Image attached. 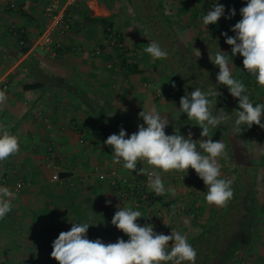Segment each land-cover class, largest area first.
<instances>
[{"label":"crops","instance_id":"crops-1","mask_svg":"<svg viewBox=\"0 0 264 264\" xmlns=\"http://www.w3.org/2000/svg\"><path fill=\"white\" fill-rule=\"evenodd\" d=\"M122 1L133 5L130 0ZM224 1L230 0H142L147 11V26L157 27L165 18L169 19L170 24L166 23L168 27H179L186 37L189 36V30L196 29V36H189L185 40L205 46L202 56L206 57L203 61H210L209 56L214 58L220 50L231 55V46L225 43L226 37L222 33L234 36L231 28L237 22L230 20L228 28L224 29L217 27L219 22L205 26L202 20L215 3ZM232 1L245 3L246 0ZM107 3V0H77L67 5L66 0H61L68 27L65 33L59 30L63 25L57 28L52 42L42 45L38 40L48 23L44 13L45 0H0V84L5 82L9 85L4 90L8 99L0 106V124L18 136L20 142L19 152L0 162V175L12 166L16 170L12 180L20 178L27 183L24 190L12 200L13 208L9 217L0 222V244L12 264H58L50 255L52 243L62 231L70 230L72 223H90L92 226L87 236L92 240L99 238L104 243H115L119 238L125 241L129 239L111 224L112 217L117 206H144L121 204L114 189L106 181L98 179L94 169L95 165H100L102 169L113 167L119 168L122 173H132L123 169L122 163L115 166L116 163L107 160L112 156V151L106 149L108 146L104 141L109 135L118 134L119 128L114 125L124 128L131 135L134 131L129 122L135 123L143 108L147 111L154 106L169 121L165 129L167 134L174 133L171 129H175L185 137L191 133L193 140L205 139L201 138L200 130H195L198 126L186 125L182 117L177 115L180 111L178 94L170 92L169 87L166 90L161 78L155 73L145 76L141 72L127 73L120 70V74L110 76L109 80L100 74L98 67L104 63L101 58L108 52L107 45L104 40L92 43L89 36L96 29H105V22L98 18L103 17L115 25L108 18L114 11ZM122 9L126 15V7ZM225 17L222 16L220 20ZM99 23L104 25L100 26ZM117 31L124 36L120 30ZM21 35L24 44L19 43ZM101 45L105 48L103 52L100 51L101 55H92L96 49L101 50ZM23 47H28V51L22 53ZM232 59L233 77L245 84L250 101L254 105L264 104V87L243 69V57L237 54ZM215 71L211 77H217L219 69ZM35 82L39 84L37 88H24L25 84ZM214 84L221 93L217 98L216 110L224 108L231 114L238 107V99L230 95L227 86L212 82V86ZM108 88L117 90L110 97L112 101L107 96ZM96 92L99 101L105 99L113 102L110 112L97 111V104H93ZM38 110L50 117L51 127L36 117L35 112ZM261 123L264 124V118ZM242 127L240 135L234 134L232 128L222 129L219 141L226 145L227 155L233 158H238L237 149L244 153L246 161L233 160L230 165L237 185L241 181L244 184V178L249 183V175L254 173L251 184L258 185L259 191L256 204L260 222L257 241L263 242L264 128H256L260 129L257 140L260 145H256L258 152H254L251 143V136L254 135L248 134L249 128L246 130V126ZM216 129L210 130L211 138ZM80 138L85 141L79 142ZM249 148L253 150L255 162L249 158ZM223 160L224 157L218 158L221 172L222 167L228 165ZM141 167L143 165H137L138 169ZM253 168L256 170L253 171ZM54 174H58V178L53 179ZM161 175L166 188L165 200L170 206L176 207L171 203L175 202L173 198L176 194L173 191H176V185H188L187 193L189 185L205 186L191 168L187 173L171 171ZM185 204H180L185 207L183 211L189 210L187 205L192 204V208L198 211L194 216L199 218V210L203 205L194 200Z\"/></svg>","mask_w":264,"mask_h":264},{"label":"clouds","instance_id":"clouds-1","mask_svg":"<svg viewBox=\"0 0 264 264\" xmlns=\"http://www.w3.org/2000/svg\"><path fill=\"white\" fill-rule=\"evenodd\" d=\"M225 13L223 4L215 3L203 16V24H216ZM236 15L229 10L226 19ZM241 19L231 31L234 36L222 33L225 43L231 46V55L218 51L211 63L218 66L217 84L227 86L233 98L238 99V107L231 114L224 108L216 110L217 98L221 93L215 85L207 90L195 88L180 99V110L188 120L202 129L200 136L205 139L193 140L174 129L172 135L165 132L169 121L153 106L138 114L143 124L131 135L121 128L119 134H111L104 143L112 149L113 162L122 163V168L137 175L147 177V187L157 196L166 193L161 173L179 171L187 173L191 168L207 188L204 199L208 205L226 207L233 198V181L221 178V165L218 158H227L226 145L210 137V130L233 120L232 132L240 135L243 128L254 124L264 128V104H253L246 94L245 84L233 77V57H243V69L253 75L256 82L264 87V0H246L240 9ZM144 52L153 59H166L167 51L157 41H151ZM174 86V85H173ZM8 97L0 90V106ZM126 111V109H125ZM20 150L18 136L8 127L0 124V162L17 154ZM141 164L143 167L137 168ZM146 165V166H144ZM15 193L8 186H0V220L12 211ZM110 203V201L108 202ZM51 211V210H50ZM144 217L131 206L118 207L111 224L129 237L119 238L115 243H104L101 239H89L88 222L72 223L70 230L62 231L52 243L51 258L58 264H195L197 252L185 235L172 230L171 235L157 233L154 225L140 226L137 220ZM171 242V244H170Z\"/></svg>","mask_w":264,"mask_h":264},{"label":"rangeland","instance_id":"rangeland-1","mask_svg":"<svg viewBox=\"0 0 264 264\" xmlns=\"http://www.w3.org/2000/svg\"><path fill=\"white\" fill-rule=\"evenodd\" d=\"M107 1H108L107 5L110 7V9L112 8V11H114L113 12L114 14L112 13L108 17L114 21L115 25L113 26V29L120 30L122 33H124L125 41L121 43L123 49L121 50V52L124 53V55L127 57L129 61L136 62L138 64L139 69L141 70V73L143 75L150 76L152 73H155V75H158L161 78V82H162L161 84H163L164 88H166L167 90V87H169L168 90L170 92L174 94L176 92L178 94L177 97L179 96V99H181V97L185 96L187 93L193 91L195 88H201L202 90H207L209 87L212 86V82L213 83L217 82L216 78L214 76L211 77V75L213 71L214 73H216L215 70L219 69L218 66H215L213 63H211V61H203L206 57V56H202L205 51V46H200L199 43L195 44L193 40H188V39L185 40L189 36L195 37L197 33L196 29L189 30L188 31L189 36L186 37L185 32L179 29V27H177V29H175L174 27L169 28L167 24L164 23V21H161V24H159L157 27L155 25H152V27L147 26L146 25L147 11L143 7L145 3H143L142 0H130L131 3H133V5L130 4L129 2H123L122 0H111V1L107 0ZM221 4L225 6L224 15L226 17L229 15L230 9H235L236 11V15L233 16L231 19L222 18L220 21H218L219 23H217V27L226 29L228 28L229 25L228 22L230 20L234 22H238L242 18L240 15V9L246 6V1L245 3H240L238 1L230 0V1H224ZM123 6H125L126 11H128L126 15L123 14V9H122ZM135 16H137V18L139 19L137 20ZM99 24L100 26L104 25L103 23H99ZM119 25L121 27H119ZM143 25L144 27H142ZM106 35L107 33L104 29H96L92 35L90 34L89 38L91 39L92 43L96 41L98 42L104 40L106 42L105 44L107 45V50L114 53L113 60L106 61L102 65L100 64L98 67V70L101 72L100 74L103 75V78L105 80H109L110 76L120 74V70H123L122 69L123 67L120 66L119 56L115 53L116 50L109 43V39L107 40L108 37H106ZM153 40L157 41L160 44L161 48L167 51L168 56L166 59H153L149 54L144 52V48L147 47L148 44ZM206 81L207 83L204 84ZM108 92H107V96L109 97L108 99L112 101L110 97H112L113 93L114 94L117 93V90L116 89L110 90L108 88ZM119 93H121V90L119 91ZM98 99H99V95L96 92L95 101H93V104L94 106H96L97 104L98 112L108 113L112 110L111 104L113 102L106 101L105 99H103L104 101H99ZM177 115L182 117L183 120L182 119L181 120L186 125L195 126L193 125L194 124L193 121L188 120L186 113H182L180 110ZM234 119L235 117H233V120L229 121L228 124L224 125L222 128L231 129L232 125L230 124H233ZM140 124H143V120L139 117L138 119H136L135 123L129 122V126L132 127V131L134 132L138 130V125ZM114 127L119 128V131L122 128L116 125H114ZM256 128L261 129V127L254 125L252 126L251 129L249 128L248 130L249 131L248 134L254 135L251 136L252 137L251 143L253 146L252 149H254V152L255 150L257 151L258 149L257 146L260 145L259 141H257L259 138L258 136L260 135L259 133L260 129L256 130ZM171 130L174 131V129ZM192 130L194 131V129ZM195 130L202 131V129L200 128ZM172 134L173 133L170 132L168 135H172ZM77 147L82 149L81 146L77 145ZM106 149L112 151L110 146H108ZM252 149L249 148L250 151L249 158L250 160L252 159L255 162V157L253 155ZM235 152L236 154H238V158H233L230 155H227V158H224L223 161L227 162L228 165L222 167L221 178L231 179L233 181V184L231 186L233 193L235 192L236 188L243 189V192L241 191L242 194H240V196L242 195L243 197H245L246 195H248L249 197H252L254 201V203L252 204L256 205L258 203L257 193L259 191H257L258 185L251 184V182L253 181L254 173L253 174L250 173L249 183L245 181L246 179L244 178V184L240 183L237 185L236 178L234 177V170L230 165L233 163V160L235 162L238 161L244 162L246 161V158L244 156L243 151L240 153L239 150L237 149ZM107 160L109 161V163H114L112 156L107 158ZM114 165L115 164H113V166ZM115 166H117V164ZM255 170L256 168H253V171ZM186 186L188 185H176L177 189L176 191H173L176 194L173 198L175 202L171 201V203H173L176 206L175 208H177L173 212L174 214V215L172 214L173 216L168 214L160 218L155 213L156 207L152 205H146L144 207L134 206L135 208L132 207L133 210L140 211L144 216L138 219L137 223L140 226H144L146 224H152L154 225L155 232L163 233L165 235H171L172 230L179 231L181 234L186 236L187 240L190 239L192 236H194L196 233H199L204 227L208 225V223L211 222V220L217 218V216L223 211L224 207H217L215 205H208L206 203L204 199V196L207 191L206 186L189 185L188 189L190 190L188 193L186 190ZM233 197H235V195ZM192 200H194L195 203L199 202L203 205L202 209L199 210L201 211L199 218H196L194 216V212H196L197 209L192 208V204L187 205L189 204V201ZM165 201L168 202L167 200ZM184 203H186L185 205L189 207V210L183 211L182 209L178 208V206H181ZM196 213H198V211ZM261 229H262V234L264 236V222L262 223ZM120 234L123 235L124 233L120 231ZM125 237L129 238L127 235H125ZM256 241L257 240L254 241V246L248 253L245 264H264V241L263 242L262 240H258L257 242ZM1 256H4L5 258H2ZM7 256L8 255L7 253H5V249L4 251H2V245L0 244V264H9V263L12 264L11 260L8 259ZM11 256L13 255L11 254Z\"/></svg>","mask_w":264,"mask_h":264},{"label":"trees","instance_id":"trees-1","mask_svg":"<svg viewBox=\"0 0 264 264\" xmlns=\"http://www.w3.org/2000/svg\"><path fill=\"white\" fill-rule=\"evenodd\" d=\"M97 20L105 22L104 30L106 31L108 38L110 34H113L117 39L118 43L112 47L115 48V53L119 56V63L120 66L123 67V70L127 73L141 72L138 64L129 61L124 53L121 52V50H123L121 43L124 41V36L117 30H114L113 23H109L107 19L102 17ZM163 21L164 23H167L169 19H163ZM168 24L170 23L168 22ZM22 35L24 36V34ZM22 35L20 38H23ZM102 46L103 45H101V52L105 50ZM26 51H28V47H23L22 53ZM101 52L98 54L101 55ZM113 58L114 53L108 51L103 54L101 60L106 62L113 60ZM38 86L39 84L35 82L25 84L24 88L34 89ZM222 129V126L217 127L212 138L213 140L221 139ZM242 182L243 181H241V183ZM241 191L243 192V189L236 188L234 192L235 197L228 202L227 206L223 208V211L217 216V218L211 220V222L208 223V225L199 233H196L188 239V242L197 252L195 264L246 263L248 253L252 249V243L257 240L260 222L257 216L258 206L256 207V205L252 204L254 203L252 197H249L248 195L245 197L242 195L240 196V194H242ZM159 199H162V197ZM196 212H194V215H196ZM9 215L10 213H8L4 219H7ZM1 221L2 220H0V222ZM185 263L189 264V262Z\"/></svg>","mask_w":264,"mask_h":264},{"label":"built area","instance_id":"built-area-1","mask_svg":"<svg viewBox=\"0 0 264 264\" xmlns=\"http://www.w3.org/2000/svg\"><path fill=\"white\" fill-rule=\"evenodd\" d=\"M77 0H66V4H74ZM44 13L48 18V23L45 31L41 34L39 38V43L42 45H48L52 42V36L55 30L60 26L59 29L61 33H65L68 24H65V13L61 6V0H45ZM111 40H110V39ZM109 43L114 46L116 45L117 39L113 34L109 35ZM20 44H24L25 40L20 38ZM100 49H96L92 52V55L100 53ZM111 65V64H109ZM0 86L2 90H6L9 85L7 83H1ZM36 117L42 119L47 127H51L50 117L44 114L42 111L38 110L35 112ZM85 140L83 138L79 139V142L83 143ZM50 149L52 147H49ZM95 172L98 179L106 181L114 189L119 202L123 205L136 204V205H152L156 207L155 213L160 217L173 213L176 209L174 206H170L168 202L165 201V194L163 196H157L153 191L149 190L147 187V177L143 175H137L136 173H122L117 168L102 169L100 165H95ZM16 174V170L9 166L0 175V186L10 187L15 195L21 193L26 187V181L22 179H17L13 181ZM58 178V174L53 175V179ZM162 197V199H159ZM179 209H184V206H178Z\"/></svg>","mask_w":264,"mask_h":264}]
</instances>
